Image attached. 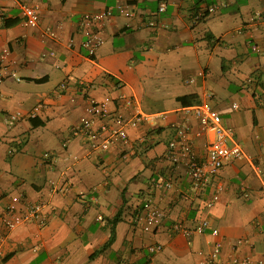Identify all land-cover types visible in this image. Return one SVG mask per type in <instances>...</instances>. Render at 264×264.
I'll use <instances>...</instances> for the list:
<instances>
[{
	"label": "crops",
	"instance_id": "obj_1",
	"mask_svg": "<svg viewBox=\"0 0 264 264\" xmlns=\"http://www.w3.org/2000/svg\"><path fill=\"white\" fill-rule=\"evenodd\" d=\"M23 7L38 10L37 28L24 25ZM108 9L104 45L90 59L81 19ZM0 77V215L19 198L20 207L44 204L48 217L44 228L30 222L9 233L0 220V264H206L216 241L222 260L264 264V0H0ZM90 98L151 118L128 130L127 145L89 153L75 130ZM197 104L221 114L246 155L200 193L184 166L165 160L184 109ZM189 123L202 158L211 137ZM166 180L172 188L158 191ZM146 200L163 215L149 232L134 220ZM203 220L218 234L193 232Z\"/></svg>",
	"mask_w": 264,
	"mask_h": 264
},
{
	"label": "built area",
	"instance_id": "obj_2",
	"mask_svg": "<svg viewBox=\"0 0 264 264\" xmlns=\"http://www.w3.org/2000/svg\"><path fill=\"white\" fill-rule=\"evenodd\" d=\"M214 10L215 8L212 7L208 10V13L214 12ZM116 11L125 17L130 16L127 8L121 5L116 8ZM165 12L166 6L161 5L158 9V14ZM22 13L26 27H38L40 24V13L38 10L31 7H23ZM113 15L114 12L108 9L104 12L86 14L82 17L79 33L84 39L81 47L86 51L90 59H93L98 50L104 45V27ZM204 17V12L196 13L192 19L193 24L199 23ZM147 27H157V23L151 20L147 23ZM49 33L54 36L51 32ZM253 51L258 52V48L254 46ZM12 76L15 77V75ZM17 80L19 81L18 78ZM1 84L2 78L0 77V86ZM121 101L126 108H130L134 104L132 99L125 96L121 97ZM184 113L186 117L182 123L175 127V137L168 145L165 160L173 167L184 166L191 180L193 190L200 193L205 191L223 167L245 159L246 155L242 146L234 139L233 132L223 125L221 114L211 106L208 104L195 105L184 109ZM190 117L198 122L201 133L211 137L207 145L206 154L202 158L195 153L192 140L189 137L191 131ZM20 118L21 114L19 113L9 115L6 121L7 125L9 127L14 126ZM150 118L151 116L142 113H136L127 118L118 111L111 112L107 101L97 102L90 98L86 107V116L80 119L75 135L83 140L89 153H104L117 144L127 145L128 130L149 121ZM155 188L158 191H168L172 188V181L166 180L165 182L155 183ZM213 199H217V196H213ZM2 200L0 198V203ZM20 202L21 199H14L0 215V220L6 232L9 233L30 222L35 223L39 228H44L47 225L48 217L44 204L39 203L20 207L18 206ZM142 211L145 214L142 215L140 212L135 214V223L141 224L142 229L146 232L155 230L161 224L163 217L159 207L154 201L146 200ZM174 229L186 235L192 233V231L183 229L178 225ZM207 229H211L213 235L218 234L216 229L210 227L208 220H203L193 232L203 234ZM243 242H246V240L240 241L239 244ZM222 249L223 243L221 241L214 242L205 263L248 264V260L240 261L235 257L222 260ZM160 250L161 246L148 248L150 254L157 253Z\"/></svg>",
	"mask_w": 264,
	"mask_h": 264
},
{
	"label": "trees",
	"instance_id": "obj_3",
	"mask_svg": "<svg viewBox=\"0 0 264 264\" xmlns=\"http://www.w3.org/2000/svg\"><path fill=\"white\" fill-rule=\"evenodd\" d=\"M204 14H205V17L200 21V22H202V21H204L205 19H206V17H207V14H208V10H206L205 12H204ZM16 23V21H12V22H10V21H6L5 22V24H4V26L5 27H9V26H11V25H13V24H15ZM36 82H42V80H39V81H36ZM190 98H187V97H181L180 99H179V101H180V103L182 104V105H188V106H190V104H194V103H189L188 104V100H189ZM197 105H200V104H197ZM119 221V218L118 217H115L113 220H112V226H114L117 222ZM114 234H115V231H114V228L112 227V230H111V236H110V240L108 241V243L100 250V252L101 251H103V250H105V249H107L111 244H112V242L114 241ZM99 253V252H98Z\"/></svg>",
	"mask_w": 264,
	"mask_h": 264
}]
</instances>
